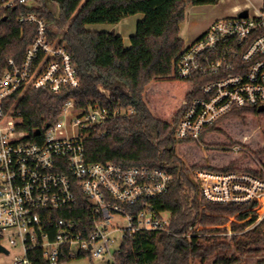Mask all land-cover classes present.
<instances>
[{
    "label": "trees",
    "instance_id": "trees-1",
    "mask_svg": "<svg viewBox=\"0 0 264 264\" xmlns=\"http://www.w3.org/2000/svg\"><path fill=\"white\" fill-rule=\"evenodd\" d=\"M34 1L35 7L17 5L5 9L1 8L0 0V75L6 70L8 60L22 62L36 36L37 26L20 24L18 17L35 14L44 20L48 40L66 45L80 84L77 88H65L60 94L52 93L47 87L29 88L24 92L14 111L22 119L18 129L24 133L25 142L42 140L46 126L60 116L69 97H74L77 107L97 103L110 111L130 109L131 114L110 119L97 126L96 132L89 133L84 143L87 162L160 169L171 176L167 193L149 203L154 210L170 212V230L174 235L149 231L126 234L120 244L118 263L205 264L214 257L213 264H238L247 255L263 252L257 246L264 239V217L254 228L243 232L257 220L254 205L205 203L199 198L198 181L192 179L201 170L242 171L260 176L246 152H212L210 155L222 157L217 165H186L180 152L221 142L226 123L234 120L239 123L235 131L242 138L240 144L246 145L251 140L255 150H260L253 153L259 159L264 155V112L255 108L232 110L207 126L198 141L179 140L174 134L177 123L191 100L199 95L202 85V79L179 80L174 75L175 58L184 46L180 26L189 5L216 4L219 0ZM51 5L56 6L57 12L52 11ZM260 11L264 12V0ZM137 14H143L144 19L137 23L128 48L122 37L113 32L87 29L94 24L115 25ZM99 85L110 92L108 97L98 92ZM20 92L9 97L5 108L14 104ZM245 118L248 127L241 124ZM102 133L104 136H99ZM258 161L264 172V156ZM88 208V200L79 196L67 214L58 211L57 216L75 222L86 219ZM226 216L235 217V222L230 224L231 231L239 232L229 241L226 236L218 235L225 230L220 226L228 222ZM241 221L244 222L238 223ZM197 223L202 226L200 230L190 238L182 237L189 226ZM31 255L34 264H45L40 251H32ZM256 264H264V259Z\"/></svg>",
    "mask_w": 264,
    "mask_h": 264
},
{
    "label": "built area",
    "instance_id": "built-area-1",
    "mask_svg": "<svg viewBox=\"0 0 264 264\" xmlns=\"http://www.w3.org/2000/svg\"><path fill=\"white\" fill-rule=\"evenodd\" d=\"M28 0H1V8L27 5ZM248 12V11H247ZM218 19L194 41L184 44L174 61L179 80L202 79L175 127L179 140L199 139L202 131L235 109L264 107V12ZM20 24H35L37 32L23 60L7 61L0 75V246H20L23 257L14 264H34L40 251L45 264H65L88 257L119 264V248L111 252L113 235L141 231L174 235L171 214L150 207V200L167 193L171 176L145 167L123 168L112 163H91L84 143L91 131L132 110L110 111L97 103L77 107L69 97L60 116L46 128L40 142H25L9 97L27 88H49L60 94L77 88L76 66L65 45L53 47L43 19L35 14L18 17ZM100 94L110 92L98 86ZM99 136H104V133ZM199 197L220 206L254 205L264 211V179L247 172H199ZM88 200L86 219L75 222L67 214L77 198ZM135 207V208H130ZM264 216V213L263 215ZM118 218L126 221L120 228ZM258 218V217H257ZM190 231L182 234L190 238Z\"/></svg>",
    "mask_w": 264,
    "mask_h": 264
},
{
    "label": "rangeland",
    "instance_id": "rangeland-1",
    "mask_svg": "<svg viewBox=\"0 0 264 264\" xmlns=\"http://www.w3.org/2000/svg\"><path fill=\"white\" fill-rule=\"evenodd\" d=\"M27 5L31 6V7H35L36 3L34 0H28ZM255 5L257 8L261 7L259 3L258 4L255 3ZM224 7H225V5H222L219 1L216 4H204V5H198L195 7H193L192 5H189L186 9V12H185V20L181 25V35H182L183 39H185V40L189 39L192 42L198 36H200L203 32H205L211 26V24L213 22H215L216 20L226 18V17H230L231 16L230 14H224ZM51 9H52V11L57 12L56 6L51 5ZM222 11H223V14H221ZM249 12L252 13V11H249ZM213 17L214 18L216 17V18L214 19V21L212 23H210L207 26V23L212 21ZM143 19H144L143 14H137V15L131 16L127 19V22H129V26H128V32H126V34L124 36L125 37L124 41H125V43H129V47H130L129 36H131V35L133 36L135 34L137 23L142 21ZM118 27H115L112 24H94V25L87 26V29L91 30V31H99V32H113L114 34L122 33V32L118 31ZM49 42L53 45V47H56L59 45L60 46L65 45V44H58V43H56V41H50L49 40ZM189 42L186 41V42H184V44H188ZM65 47H66V45H65ZM27 89H29V88L26 87V89H23L20 92L19 97L14 102V104H16L20 100V98L22 97V95L24 94V92ZM33 89H36V88H33ZM241 124L243 126L248 127L247 119L245 118ZM238 125H239V123L236 124V122H234V120L227 122L226 123V129H224V131L221 134L222 135L221 136L222 137L221 142H210L208 145L207 144L206 145H199L198 150L197 149L196 150L183 149L184 152L183 151L180 152L181 158L184 160L186 165L201 164V163L205 164V165H209V164L210 165H217V164H220L222 162L221 161L222 157H220L219 154H216L213 156L210 155V154H213L214 152L219 153L222 150H231L232 152H234V151L246 152V155L249 156V159L252 161V163H254L256 167H258V171L260 172L259 177L264 179V172L262 171L261 166H260L259 161H258L260 159V157L264 156V155L259 156L258 157L259 159L255 158L253 153L259 152L260 150L259 149L255 150V148L251 144L252 143L251 140L246 141L245 142L246 145L240 144V140H242V138H241L240 134H238L236 132L237 130L235 131V129H237ZM228 130H230V133L228 132ZM241 157H243V156H240L239 158H241ZM243 161H244V159H242L241 162H243ZM245 162H246V158H245L244 163ZM199 172H204V171L203 170L196 171L195 175L192 177V179L194 181L197 180V174ZM230 172H241L242 173V171H230ZM211 173H216V172H211ZM198 184H199V181H198ZM202 208H204V205L201 206V209ZM257 209L258 210H257L256 216L258 218H257L256 222L254 224L246 227L245 230H243V232L254 228L264 217V216H262L264 213L263 208H257ZM226 217L228 218V222L225 225L220 226V228H222V229L224 228L225 230L218 233V235L220 234L221 236H226L227 241H229L230 237L233 234H239V232L237 233V232L231 231V225L230 224L232 222H235V217L234 216H226ZM118 222H119L120 228L125 227L126 221L124 219L118 218ZM243 222L241 221L238 223H243ZM190 227H192L193 232H196V231L200 230L202 226H200V224L197 223L194 226H189L186 229V231L187 230L190 231V229H189ZM113 238H114V240H113V243L111 244V247H110L111 252H113L119 248V246L121 244V234L119 232H117L113 235ZM7 247L9 250V252L7 254L0 253V264H14V258L16 256H19V257L24 256L20 246H15V247L7 246ZM257 248L264 249V239L257 246ZM231 251L233 252L234 250L232 249ZM261 259H264V251L261 253H257V254L247 255V256L243 257L242 261L238 264H256V262L261 260ZM213 261H214V257L211 258V260L206 262L205 264H213ZM107 262H108L107 260H100L97 258L89 259L88 257H83L80 259L71 260L65 264H107ZM196 264H198V263H196Z\"/></svg>",
    "mask_w": 264,
    "mask_h": 264
},
{
    "label": "crops",
    "instance_id": "crops-1",
    "mask_svg": "<svg viewBox=\"0 0 264 264\" xmlns=\"http://www.w3.org/2000/svg\"><path fill=\"white\" fill-rule=\"evenodd\" d=\"M219 2L222 4V5H225V7H224V14H230L231 16H234L235 14H237L238 12H241V11H243V10H247L248 12L249 11H252V13H255V12H257V11H259L260 9H261V7H262V0H219ZM255 3H259L260 4V8H257L256 7V5H255ZM196 6H198V5H196ZM193 7H195V6H193ZM193 9V8H192ZM191 9V10H192ZM250 13V12H249ZM221 14H223V11H222V13ZM129 17H127V18H125V19H123L121 22H119L118 24H116V25H113V26H115V27H118V31L119 32H122V33H117L119 36H121L122 37V39H123V42H124V45H125V47H129V43H125V34H126V32H128V26H129V22H127V19H128ZM216 18V17H215ZM214 17H213V20L212 21H210L209 23H207V26L210 24V23H212L213 21H214V19H215ZM182 25V24H181ZM206 26V27H207ZM130 32V31H129ZM203 32V31H202ZM130 35V34H129ZM128 35V36H129ZM180 38L184 41V42H191V40H185V39H183V37H182V35H181V26H180ZM132 37V35L131 36H129V39ZM189 42V43H190Z\"/></svg>",
    "mask_w": 264,
    "mask_h": 264
},
{
    "label": "water",
    "instance_id": "water-1",
    "mask_svg": "<svg viewBox=\"0 0 264 264\" xmlns=\"http://www.w3.org/2000/svg\"><path fill=\"white\" fill-rule=\"evenodd\" d=\"M247 14H248L247 10H243V11H241V12L238 14V17H240V18H244V17L247 16ZM257 111H258V112H264V107H260V108H258ZM46 128H48V125L46 126ZM0 253H5V254H7V251H6L3 247L0 246Z\"/></svg>",
    "mask_w": 264,
    "mask_h": 264
}]
</instances>
